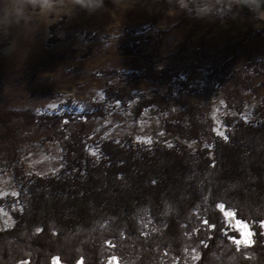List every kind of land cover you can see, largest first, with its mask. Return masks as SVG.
<instances>
[{
    "label": "trees",
    "instance_id": "trees-1",
    "mask_svg": "<svg viewBox=\"0 0 264 264\" xmlns=\"http://www.w3.org/2000/svg\"><path fill=\"white\" fill-rule=\"evenodd\" d=\"M158 1L182 15L202 8L224 18L264 11L244 12L236 0ZM102 4L110 2L102 0ZM55 24L49 45L56 41ZM263 32L264 28L255 34ZM8 40L0 35V52ZM160 51L153 43L141 54V73L125 75L152 81L163 92L142 96L126 84L111 83L103 90V100L85 102L80 113H20L0 107L4 124L14 117L48 129L69 121L80 123L63 139V163L55 174L34 176L23 167L15 169L19 194L0 204L21 208L12 212L13 226L0 229V264H52L55 257L64 264H106L112 255L121 264H168L172 258L181 259L190 246L198 256L193 264H264L262 103L255 105L252 120L225 116L224 134L215 135L212 150L202 146L191 151L185 144L150 146L110 137L94 142V153L86 150L84 130L92 117L116 109L135 117L151 107L163 111L176 90L198 92L199 80L214 78L218 70L198 58L183 67H161ZM175 126L173 131L184 132L181 121ZM194 135L199 137L197 132ZM220 205L248 226L253 243L236 246L234 239L240 234L225 222Z\"/></svg>",
    "mask_w": 264,
    "mask_h": 264
},
{
    "label": "rangeland",
    "instance_id": "rangeland-1",
    "mask_svg": "<svg viewBox=\"0 0 264 264\" xmlns=\"http://www.w3.org/2000/svg\"><path fill=\"white\" fill-rule=\"evenodd\" d=\"M107 1L110 5L96 0H0V35L9 37L0 52L2 110L80 113L85 102L103 100V90L111 83L126 84L142 96L163 92L152 81L126 78L141 73V54L153 43L164 57L159 66L183 67L198 58L218 68L215 77L199 80L198 92L176 90L163 111L151 107L135 117L116 109L92 117L84 130L88 152H95L94 142L109 137L150 146L185 144L191 151L202 146L212 150L215 135L224 134L225 116L249 121L255 116V105H264V32L255 34L264 28V11L224 18L207 8L182 15L158 0ZM54 23L56 41L49 45ZM154 33H160L159 37ZM253 86L260 87L252 91ZM180 121L183 133L172 130ZM79 127V122L69 121L42 128L23 117L0 122V200L19 194L17 167L34 176L55 174L63 163L66 133ZM20 208L0 204V229L13 226L12 212ZM219 208L229 227L240 234L234 242L252 232L230 209ZM196 257L190 246L181 259L172 258L168 264H193ZM54 261L64 264L56 257ZM106 264L121 263L112 255Z\"/></svg>",
    "mask_w": 264,
    "mask_h": 264
},
{
    "label": "water",
    "instance_id": "water-1",
    "mask_svg": "<svg viewBox=\"0 0 264 264\" xmlns=\"http://www.w3.org/2000/svg\"><path fill=\"white\" fill-rule=\"evenodd\" d=\"M242 11L264 10V0H236Z\"/></svg>",
    "mask_w": 264,
    "mask_h": 264
},
{
    "label": "snow or ice",
    "instance_id": "snow-or-ice-1",
    "mask_svg": "<svg viewBox=\"0 0 264 264\" xmlns=\"http://www.w3.org/2000/svg\"><path fill=\"white\" fill-rule=\"evenodd\" d=\"M221 135H223V134L221 133ZM205 223H207V221H205ZM251 236H252V233L249 232V233L245 234L243 240H236L235 243L237 245H240L241 243L245 244L246 246L250 245L251 243H253ZM53 264H56V261H54Z\"/></svg>",
    "mask_w": 264,
    "mask_h": 264
},
{
    "label": "clouds",
    "instance_id": "clouds-1",
    "mask_svg": "<svg viewBox=\"0 0 264 264\" xmlns=\"http://www.w3.org/2000/svg\"><path fill=\"white\" fill-rule=\"evenodd\" d=\"M101 3H102V0H101Z\"/></svg>",
    "mask_w": 264,
    "mask_h": 264
}]
</instances>
